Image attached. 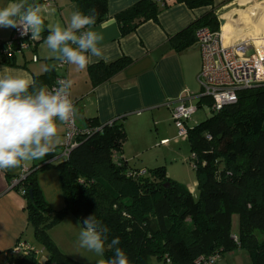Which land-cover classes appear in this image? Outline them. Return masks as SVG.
<instances>
[{
	"label": "trees",
	"instance_id": "16d2710c",
	"mask_svg": "<svg viewBox=\"0 0 264 264\" xmlns=\"http://www.w3.org/2000/svg\"><path fill=\"white\" fill-rule=\"evenodd\" d=\"M70 1L75 10L95 15V25L108 18V0ZM177 2L190 9L213 5V0H138L114 16L121 36L134 33L149 20L157 21L163 9ZM200 27L219 31L212 10L168 41L176 50L187 49ZM16 54L2 56L1 62L16 65ZM130 63L131 59L121 56L89 65L92 85L111 81ZM54 74L52 68L34 79L49 76L53 81ZM202 104L210 108L211 100L197 98V105ZM210 113L193 127L186 124L189 161L198 176L197 199L167 176L163 166L142 171L124 159L127 135L120 119L100 123L87 118L84 128L90 132L81 135L66 159L57 160L64 201L61 209L51 208L36 179L37 170L56 161L39 162L12 187L25 201L27 223L47 259L40 262L35 247L25 243L26 253L14 252L15 247L6 251V264H81L62 253L48 233L68 214L80 224L95 215L109 229L103 255L106 262L113 256L110 241L119 237L118 246L130 264H194L199 256H220L236 249L248 252L250 264H264V85L240 90L236 102ZM201 175L206 176L203 184ZM234 213L239 221L236 238L231 232Z\"/></svg>",
	"mask_w": 264,
	"mask_h": 264
},
{
	"label": "crops",
	"instance_id": "0c3cea01",
	"mask_svg": "<svg viewBox=\"0 0 264 264\" xmlns=\"http://www.w3.org/2000/svg\"><path fill=\"white\" fill-rule=\"evenodd\" d=\"M136 1L138 0H108L107 20L93 26V30L103 35L104 40L101 47L108 56L106 61H100L108 62L126 56L131 59V63L123 71L111 81L94 87L87 68L77 70L75 66L68 65L66 70L67 79L73 82L70 91L71 99L78 109L75 116L77 126L84 127L85 120L93 117L100 123L120 119L127 135L122 148V156L127 161L132 157L140 156V143L147 141L151 133L155 134L154 145L157 144V139L163 142L169 140L170 134L175 136L176 127L172 124L171 111L167 103L173 106L179 98H182L187 105L195 106L196 110L200 107L197 105L196 98L199 94L197 77L201 65L200 51L195 40L193 45L187 49L176 50L168 41L169 36L176 34L195 19L212 10L218 19L219 31L221 32L222 29L227 38L233 35L234 42L247 39L254 44H259L261 40H264V0H213L212 6L194 9L188 8L182 2L173 3L158 14L157 21L149 20L138 26L134 33L121 36L120 27L114 16ZM166 1L171 3L174 0ZM7 2L8 0H0V6H4ZM43 6L45 30L40 36L48 34V25L60 23L66 26L71 14L76 11L70 0H51L48 5ZM235 16L237 21L240 20L239 24L244 29L243 32H239L240 29H234L232 19ZM13 29L0 28V43L12 36ZM26 51L31 52V58L26 57ZM1 60L0 52V69L6 65ZM56 61L44 40L39 39L33 46L16 54L14 58L16 65L7 66L22 69L34 78L52 70ZM51 82L49 76L37 79L39 85L49 86ZM64 131V125L61 124L59 143L54 145L56 150ZM143 136L146 139H143ZM131 142L137 144V146L134 144L133 149L129 145ZM163 143L168 144L169 141ZM50 156L51 153L45 159ZM38 163L37 160L24 162L19 168L9 171L0 170V255H2V264H6V251L13 249L19 242L28 243L23 240V235L29 228L24 209L25 201L18 192L12 189V180ZM133 167L140 169V166ZM195 186L197 187L198 183L193 184L192 188L194 189ZM187 189L192 191L189 187ZM59 226L77 234L83 227L70 214L50 229L53 230ZM55 243L58 246L57 242ZM63 252L69 254L66 251ZM234 252H228L225 255L232 257Z\"/></svg>",
	"mask_w": 264,
	"mask_h": 264
},
{
	"label": "clouds",
	"instance_id": "9594fccd",
	"mask_svg": "<svg viewBox=\"0 0 264 264\" xmlns=\"http://www.w3.org/2000/svg\"><path fill=\"white\" fill-rule=\"evenodd\" d=\"M43 5L29 0H8L0 6V28H14L21 35L31 33L39 38L45 30ZM95 15L76 10L64 26L48 25L44 43L62 64L85 70L100 60H107L101 43L104 37L93 30ZM73 82L58 80L49 88L39 85L28 72L0 69V170L19 168L24 162L44 160L59 143V126L74 121L78 109L71 99ZM78 236L79 247L103 256L109 229L95 215L83 219ZM115 237L108 245L113 256L106 264H130L125 251ZM105 264V261H100Z\"/></svg>",
	"mask_w": 264,
	"mask_h": 264
},
{
	"label": "built area",
	"instance_id": "2783aa9c",
	"mask_svg": "<svg viewBox=\"0 0 264 264\" xmlns=\"http://www.w3.org/2000/svg\"><path fill=\"white\" fill-rule=\"evenodd\" d=\"M35 1L43 5H48L51 2V0ZM47 35L43 38L40 36L31 39V33L21 35L20 31L13 29L12 36L0 43L1 55L9 58L14 53L22 52L33 46L39 39L45 40ZM195 42L201 57L200 71L197 77L200 93L196 98H209L211 100L209 110L218 112L224 105L236 102L240 90L264 85V40H261L259 44H254L247 39H242L237 43L225 45L220 31L200 27L195 31ZM67 66V64L56 61L54 79L48 86L49 88L56 86L58 80L67 79ZM167 106L170 107L171 117L178 130V135L186 136L187 121L196 107L187 105L182 98H179L173 106L169 103ZM63 125L65 131L59 144V152L54 149V152L45 161L47 164L66 159L71 150L78 145L81 135L90 132L84 127L77 126L75 118L74 121ZM163 142H167V140ZM26 172L27 170L19 178L12 180L11 187L23 179ZM28 248L24 242H19L15 246L14 252L23 251L26 253ZM218 258L219 256L214 254L208 257L199 256L194 264H216Z\"/></svg>",
	"mask_w": 264,
	"mask_h": 264
},
{
	"label": "rangeland",
	"instance_id": "374dc122",
	"mask_svg": "<svg viewBox=\"0 0 264 264\" xmlns=\"http://www.w3.org/2000/svg\"><path fill=\"white\" fill-rule=\"evenodd\" d=\"M25 55L27 58L32 57L30 51H26ZM41 61L43 62L44 60ZM197 92L200 93L199 86ZM210 116L211 113L209 108L205 104H202L197 108L196 112L191 115V117L187 121V126L193 127ZM172 124H174V122H172ZM154 137L155 134L151 133V136L150 138H147V141L140 143V156H138V158H130L128 160L129 164L136 167L140 166L141 170L144 169V167L145 170H149L155 167L163 166L166 170L167 175L172 180L176 181L184 187H189V189L191 188L192 196L194 197V199H197L198 188L195 186L193 189L192 185L198 183V176L189 161L191 151L186 137L179 136L177 128L175 136L171 134L168 136V144L159 142L160 139H157V144L154 145ZM143 139L146 138H144L143 136ZM134 144L135 143L132 142L129 144L131 146V149L135 147ZM135 145L137 146V144ZM57 150L59 152V148H57ZM37 161L41 162L43 160ZM58 163L59 161H56L52 166H47L36 171L37 183L42 191V194L45 200L54 210H59L64 206L61 186L58 178V170L56 168V165ZM238 230V215L234 213L231 216V232L234 238H236ZM48 233L49 235H51L50 237L55 242H57L58 248L62 253H64L63 251H66L69 254H64H66L67 256L70 255L69 257L71 259L81 264H100V261H105L104 256H98L94 252H90L84 248L79 247V234H77L76 232L73 233L71 230L59 226L53 230L49 229ZM23 240L27 241L28 244H32L35 247V249L38 251L37 257L39 258L40 262H43L47 259V252L42 248L40 244L35 241L33 237V228L31 226H29L27 232L24 233ZM225 254L226 253L219 256L216 264H250V257L245 249H236L232 257ZM1 258L2 255H0V264H2Z\"/></svg>",
	"mask_w": 264,
	"mask_h": 264
},
{
	"label": "bare ground",
	"instance_id": "6f19581e",
	"mask_svg": "<svg viewBox=\"0 0 264 264\" xmlns=\"http://www.w3.org/2000/svg\"><path fill=\"white\" fill-rule=\"evenodd\" d=\"M239 22H240V20L238 19V21H237V18L236 17H234L233 19H232V24H233V26H234V29L235 30H239V32L241 31V32H243L244 31V29H242V27H240V24H239ZM221 36H222V40H223V43L225 44V45H230V44H234V43H237V42H234L235 40H233V35L230 37V36H228V38L226 37L227 35L224 33V31L221 29Z\"/></svg>",
	"mask_w": 264,
	"mask_h": 264
},
{
	"label": "water",
	"instance_id": "95a60500",
	"mask_svg": "<svg viewBox=\"0 0 264 264\" xmlns=\"http://www.w3.org/2000/svg\"><path fill=\"white\" fill-rule=\"evenodd\" d=\"M221 24H222V21H221ZM205 178H206L205 175H201V176H199V182H200L201 184H203L204 181H205Z\"/></svg>",
	"mask_w": 264,
	"mask_h": 264
}]
</instances>
